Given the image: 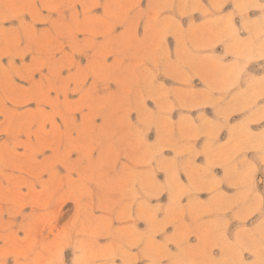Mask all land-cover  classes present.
<instances>
[{"label":"rangeland","instance_id":"rangeland-1","mask_svg":"<svg viewBox=\"0 0 264 264\" xmlns=\"http://www.w3.org/2000/svg\"><path fill=\"white\" fill-rule=\"evenodd\" d=\"M0 264H264V0H0Z\"/></svg>","mask_w":264,"mask_h":264}]
</instances>
